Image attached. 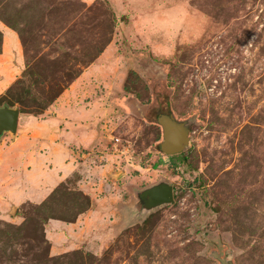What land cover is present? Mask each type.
<instances>
[{
  "label": "rangeland",
  "instance_id": "obj_1",
  "mask_svg": "<svg viewBox=\"0 0 264 264\" xmlns=\"http://www.w3.org/2000/svg\"><path fill=\"white\" fill-rule=\"evenodd\" d=\"M87 68L93 144L48 195L44 148L35 170L0 131V159L24 139L0 167V264H264V0H0V107L37 111L21 102Z\"/></svg>",
  "mask_w": 264,
  "mask_h": 264
},
{
  "label": "crops",
  "instance_id": "obj_2",
  "mask_svg": "<svg viewBox=\"0 0 264 264\" xmlns=\"http://www.w3.org/2000/svg\"><path fill=\"white\" fill-rule=\"evenodd\" d=\"M11 46L16 47L14 37H11ZM87 71L88 68L82 71L40 117L20 113L19 111L16 129L19 130V133L17 135H24V139L27 138L26 142L32 145V148L27 149L22 155V160L26 159L28 161V159H31L32 164L35 165L32 168L37 170L39 168L38 148L41 146L45 150L43 158L46 156V160L49 161L47 162L49 170L52 168L51 177L35 188L36 194L39 196L48 195L51 188L69 178L71 174L79 169L81 163L75 161L73 148H87L93 144L94 137L92 138V135L95 134L92 114L94 112L93 101L91 99L90 102L83 103L82 106L80 103L82 92L78 91V87L81 89V85H84V77L87 75ZM8 81L7 76L1 73L0 94L6 88ZM84 105L89 106L86 108ZM24 139H17L14 143H10L6 151L8 154L0 159V167H6L8 164L13 165L16 159L14 151L18 150V143ZM52 182H56L55 185H51ZM7 194L8 197L12 194L10 189L7 190ZM58 223H53L55 230L62 229L61 226L57 228ZM49 227L52 229L51 225Z\"/></svg>",
  "mask_w": 264,
  "mask_h": 264
},
{
  "label": "water",
  "instance_id": "obj_3",
  "mask_svg": "<svg viewBox=\"0 0 264 264\" xmlns=\"http://www.w3.org/2000/svg\"><path fill=\"white\" fill-rule=\"evenodd\" d=\"M19 110L14 108H0V131L9 130L14 132L17 129ZM188 143L187 132L181 126L173 125L170 121L163 124V142L161 149L173 154L181 151ZM152 204L169 202L172 200V190L166 185L153 187L145 192Z\"/></svg>",
  "mask_w": 264,
  "mask_h": 264
},
{
  "label": "trees",
  "instance_id": "obj_4",
  "mask_svg": "<svg viewBox=\"0 0 264 264\" xmlns=\"http://www.w3.org/2000/svg\"><path fill=\"white\" fill-rule=\"evenodd\" d=\"M82 71L79 70V72L74 76L73 79H70V81L67 82V84H64V86H62L60 88V91L53 97V98H44L42 97V99L38 102H35V100H32L33 102L29 103L28 100H23L21 102V105L23 104L24 107H33V108H37V111H20V113H24V114H31L33 116H38L40 115L42 112H44L46 109H48L54 102L55 100L61 95V93L67 89L69 87V85L81 74ZM26 99V98H25ZM11 106V105H9ZM12 108V107H11ZM40 109V110H38Z\"/></svg>",
  "mask_w": 264,
  "mask_h": 264
},
{
  "label": "flooded vegetation",
  "instance_id": "obj_5",
  "mask_svg": "<svg viewBox=\"0 0 264 264\" xmlns=\"http://www.w3.org/2000/svg\"><path fill=\"white\" fill-rule=\"evenodd\" d=\"M172 124H174V122H172Z\"/></svg>",
  "mask_w": 264,
  "mask_h": 264
}]
</instances>
